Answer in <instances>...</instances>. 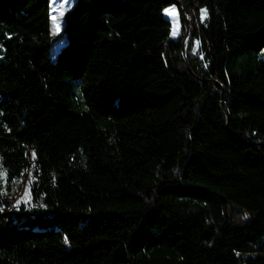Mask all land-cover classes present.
<instances>
[{"label":"trees","instance_id":"1","mask_svg":"<svg viewBox=\"0 0 264 264\" xmlns=\"http://www.w3.org/2000/svg\"><path fill=\"white\" fill-rule=\"evenodd\" d=\"M49 12L0 0V264H264V0Z\"/></svg>","mask_w":264,"mask_h":264},{"label":"rangeland","instance_id":"2","mask_svg":"<svg viewBox=\"0 0 264 264\" xmlns=\"http://www.w3.org/2000/svg\"><path fill=\"white\" fill-rule=\"evenodd\" d=\"M74 3L75 0H49V14L52 18V21L50 22V35L52 38L55 39L62 32L65 14L73 7ZM165 10L167 11L164 16L171 24V37L177 40L181 34V23L179 20L178 9L176 6H170ZM64 45V38L54 42L50 51L53 60ZM0 203L3 209L9 207L15 209L21 203L26 206H32L33 202L30 197V187L25 184L23 180L19 181L14 186L6 187L4 174L0 171Z\"/></svg>","mask_w":264,"mask_h":264},{"label":"snow or ice","instance_id":"3","mask_svg":"<svg viewBox=\"0 0 264 264\" xmlns=\"http://www.w3.org/2000/svg\"><path fill=\"white\" fill-rule=\"evenodd\" d=\"M205 15H206V13H205ZM35 154H33V156H34Z\"/></svg>","mask_w":264,"mask_h":264}]
</instances>
